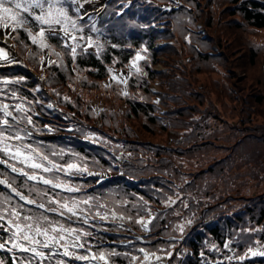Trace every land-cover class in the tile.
<instances>
[{
	"label": "trees",
	"instance_id": "trees-1",
	"mask_svg": "<svg viewBox=\"0 0 264 264\" xmlns=\"http://www.w3.org/2000/svg\"><path fill=\"white\" fill-rule=\"evenodd\" d=\"M120 1L108 0L102 14L81 18L75 2L66 0L76 27L69 25V37L58 25L46 32L43 42L55 59L45 71L40 37L33 43L25 30L35 35L38 22L22 13L28 23L15 29L13 42L27 65L0 69V103L17 120L24 117L19 124L8 118L24 137L8 140L10 151L30 145L37 152L21 148V158L40 162L43 154L62 166L75 163L109 175L99 180L85 177L87 171L55 173L78 191L54 189L12 172L9 165L37 170L0 151L7 161L0 163V180L25 195L35 184L47 193L42 199L49 208L58 207L49 199L89 200L78 213L87 223L26 205L80 230L84 248L72 247L68 256L58 246L39 249L44 257L13 248L5 214L0 262L264 264V256L249 253L264 250V0ZM69 46H76L75 56ZM137 52L139 70L128 76L126 92L118 82H103ZM35 72L44 74L45 88ZM17 104L25 112L14 111ZM32 130L61 134L40 137ZM10 194L0 185V196ZM99 253L104 260L76 258Z\"/></svg>",
	"mask_w": 264,
	"mask_h": 264
},
{
	"label": "snow or ice",
	"instance_id": "snow-or-ice-1",
	"mask_svg": "<svg viewBox=\"0 0 264 264\" xmlns=\"http://www.w3.org/2000/svg\"><path fill=\"white\" fill-rule=\"evenodd\" d=\"M65 2L66 0H0V27H12L13 31H15L16 28L25 27L28 21L22 16V13H28L36 22H38L39 25L38 31L35 35H33V33L27 28L25 29L28 31L32 42L37 43V37H40V47H48V45H46L43 41L45 39L46 32L55 31L53 25L62 26V31L64 32L65 37H69V25H71L72 29H75L76 27V22L71 19L67 10L63 7ZM73 2H75V0H73ZM45 5H47V7H45ZM35 9H39V14L34 11ZM70 38L72 40L76 39L75 36H71ZM69 47L71 54L75 56L76 46ZM57 55H59V53H57ZM137 57H139V53H137ZM0 60L12 62L9 60L8 53L2 48H0ZM49 63H54V61H49ZM136 70L138 71L139 69ZM3 83L7 84L9 81L5 80ZM15 95V92H13L12 96L15 97ZM14 111L23 113L25 112V109L17 104ZM0 114H2V117H0V143L3 144V148H0V151L11 156L13 159H18L21 164H26L27 167L37 170L30 174L29 172L24 171L23 168H17L15 165H9L12 172H19L21 175L25 176L27 180L35 181L36 183H43L44 185H49L54 189H62L68 192L78 191V188L72 187L69 181L62 179L55 173H65V175L71 176L75 172H86V167H80L75 163H67L62 166L49 159L47 155L43 154H39L40 162L34 160L31 155L21 158L25 156V154L21 151V148L30 149L31 152H37V150L31 148L30 145L21 144L15 146V152H11L7 141L12 139L23 140L24 137L21 136L22 130L13 131V126L8 118L11 117L13 121H16V123L19 124L24 117H21V120H17V117L13 115V111L9 110V105L6 103H0ZM27 122L31 123L30 117H27ZM25 135H30V133L25 132ZM55 154L56 153H53V155ZM42 161H47V164H44ZM0 163H7V161L0 160ZM39 171L44 173H53V176L49 178L39 175ZM89 174L91 175V173ZM5 184L8 189H10V193L14 194V197L11 194L7 196H0V221H4L6 218L5 214H7V223L9 225L8 230L11 231L9 240L13 241V248H18L21 251L31 252L36 256L44 257L45 253L39 249L57 248L58 246L63 249V255L68 256L72 254L69 252L70 248L85 247L84 243H80V230L71 226L66 227L63 223L50 220L45 212H56L61 217H66L68 220L76 217L77 219H82L83 222L87 223V217L78 215V213L83 212L80 205L88 204L89 200L77 201L75 199H65L60 201L49 199L47 200V204L55 203L58 205L57 208H49L42 199L47 195V193L38 190L35 184L29 189L28 195H25L22 191L13 187L12 183L9 181L0 180V185ZM33 193H35V199L30 198ZM14 198H18V201H22L23 203L17 202L13 204ZM38 200L41 202L38 203ZM6 205H8V207H5ZM26 205H34L38 209H44L45 212L35 215L33 214L32 209H26ZM102 219H106V217H102ZM141 223L144 224L143 221H141ZM144 226L147 230V225L144 224ZM3 227L4 225L0 224V228ZM83 235L89 236L91 233L83 232ZM0 239H3V237H0ZM4 247L5 244L0 243V248ZM9 251H11V249H9ZM141 251L143 252L144 250L141 249ZM249 253L252 256H264V250L256 251L249 249ZM76 258L80 260H104L105 254L99 253L98 255H93L91 257L81 255ZM144 258H148L147 253L144 254ZM241 259H243V257H241ZM0 264H3V262H0ZM57 264H63V262L58 261Z\"/></svg>",
	"mask_w": 264,
	"mask_h": 264
},
{
	"label": "rangeland",
	"instance_id": "rangeland-1",
	"mask_svg": "<svg viewBox=\"0 0 264 264\" xmlns=\"http://www.w3.org/2000/svg\"><path fill=\"white\" fill-rule=\"evenodd\" d=\"M91 1H92V0H76L77 4L79 5L80 9H81L83 12H85V11H87V10H95V7L91 5V4H93V2H91ZM94 5H96V4L94 3ZM3 29H4L5 34L11 32V29H10V28H3ZM6 39H7V38H6ZM7 40H8V39H7ZM5 46H6V45H3V48H5ZM1 47H2V46H1ZM5 52L8 53L7 50H6ZM12 57L14 58L13 55H12ZM48 58H50V57L48 56ZM15 59H16L18 62L20 61L17 57H15ZM45 59H46V58H45ZM114 73H115V74H114ZM114 73L112 74V78L119 79V80H121V81L124 80V78H125V74L118 73L117 71H116V72L114 71Z\"/></svg>",
	"mask_w": 264,
	"mask_h": 264
}]
</instances>
